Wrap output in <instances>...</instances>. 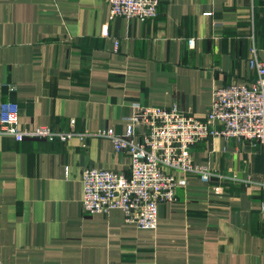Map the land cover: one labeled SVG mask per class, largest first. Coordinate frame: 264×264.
<instances>
[{
    "label": "crops",
    "instance_id": "1",
    "mask_svg": "<svg viewBox=\"0 0 264 264\" xmlns=\"http://www.w3.org/2000/svg\"><path fill=\"white\" fill-rule=\"evenodd\" d=\"M158 2L157 17L140 22L109 19L104 0H0V117L14 108L20 129L68 132L73 119L76 133L122 134L133 103L204 121L215 90L254 81L264 0ZM191 158L247 182L188 176L158 206L156 229L143 230L120 210L82 208L83 170L130 174L129 155L109 139L0 135V263L264 264V193L250 184L264 183V151L215 137Z\"/></svg>",
    "mask_w": 264,
    "mask_h": 264
},
{
    "label": "built area",
    "instance_id": "2",
    "mask_svg": "<svg viewBox=\"0 0 264 264\" xmlns=\"http://www.w3.org/2000/svg\"><path fill=\"white\" fill-rule=\"evenodd\" d=\"M109 6V19L122 17L145 22L157 17L158 0H104ZM251 3L253 0H249ZM188 45L193 47L194 40ZM249 67L256 72L250 85H230L214 92V101L204 121L184 115L178 109L148 107L133 103L132 114L125 119L122 134L113 129L96 133H76L75 120L70 131L57 132L47 127L20 129L19 115L10 108L0 117V135L15 142L24 139L58 140L66 142L83 137L109 139L118 152L130 157V174L110 169L88 168L81 173L82 208L90 214H107L120 210L127 223L143 230L157 227L158 206L175 200L176 192L184 188L188 176L203 183H245L236 175L225 176L207 167L194 164L191 149L199 142L222 137L249 142L264 151V65L253 47ZM218 124L221 129L212 125ZM138 127L144 129L140 133ZM218 182V183H219ZM215 187L221 192V185ZM250 184L264 193V183ZM264 215V202L260 205ZM2 264V263H0Z\"/></svg>",
    "mask_w": 264,
    "mask_h": 264
}]
</instances>
